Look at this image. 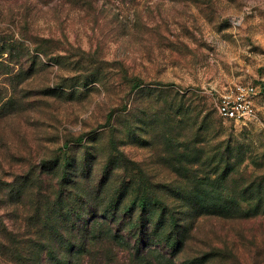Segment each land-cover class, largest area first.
I'll list each match as a JSON object with an SVG mask.
<instances>
[{
    "label": "rangeland",
    "instance_id": "rangeland-1",
    "mask_svg": "<svg viewBox=\"0 0 264 264\" xmlns=\"http://www.w3.org/2000/svg\"><path fill=\"white\" fill-rule=\"evenodd\" d=\"M0 38V175L82 159L128 189L125 227L190 237L141 260L109 222L84 264H264V0H0ZM237 82L244 121L215 105Z\"/></svg>",
    "mask_w": 264,
    "mask_h": 264
},
{
    "label": "trees",
    "instance_id": "trees-1",
    "mask_svg": "<svg viewBox=\"0 0 264 264\" xmlns=\"http://www.w3.org/2000/svg\"><path fill=\"white\" fill-rule=\"evenodd\" d=\"M85 166V160L63 162L57 154L48 161L30 162L28 169L11 173L10 178L0 175V264L90 262L99 245L94 231H105L109 222L119 227L111 236L121 240V245L136 259L150 255L156 243L167 247L166 253L172 256L188 244L190 237L185 238V232L176 228L165 239H155L157 231H152L149 224L143 226L140 222L125 227L126 219L135 212L128 189L115 191L110 183L111 169L105 170L100 179L84 183ZM93 181L98 182L89 188ZM102 198L107 199L100 202ZM145 198L144 194L140 201L143 206ZM106 202L112 208H107ZM8 203L12 204L8 207ZM121 213L125 214L120 217L122 220H115ZM220 213L243 217L239 209ZM260 214L263 213L257 216Z\"/></svg>",
    "mask_w": 264,
    "mask_h": 264
},
{
    "label": "built area",
    "instance_id": "built-area-1",
    "mask_svg": "<svg viewBox=\"0 0 264 264\" xmlns=\"http://www.w3.org/2000/svg\"><path fill=\"white\" fill-rule=\"evenodd\" d=\"M257 98L255 85L237 82L219 94L216 110L224 119L244 121L255 115Z\"/></svg>",
    "mask_w": 264,
    "mask_h": 264
}]
</instances>
